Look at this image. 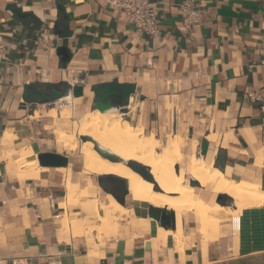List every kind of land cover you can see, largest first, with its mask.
Instances as JSON below:
<instances>
[{
	"label": "crops",
	"instance_id": "0c3cea01",
	"mask_svg": "<svg viewBox=\"0 0 264 264\" xmlns=\"http://www.w3.org/2000/svg\"><path fill=\"white\" fill-rule=\"evenodd\" d=\"M153 1L160 25L157 36L138 32L118 10L99 0H0V31L9 49L8 61L0 62V264H264V237L254 234L264 231V206L242 217L245 244L235 249L234 242L220 234L222 227L217 237L208 229L204 240L195 212H183L180 227L178 220L175 228L164 227L150 216L152 206L135 205L129 191L110 190L108 180L105 184L83 169L74 171L71 161L53 167L38 160L39 174L33 177L27 176L28 166L17 168L24 146H32L36 156L63 152L56 140L52 149L42 108L29 111L26 104L41 97L43 105L66 98L45 99L52 93L28 100V86L35 84L33 90L47 94L48 84L82 85L83 95L72 96V104L88 110L94 109V86L117 82L134 86L127 112L137 102V116L148 129L177 135L188 146L196 139L197 150L206 141V155L208 136L219 134L212 165L234 179L260 180L262 187L253 163L256 150L264 149V110L247 92L264 86V56L259 51L264 0H195L203 18L190 31L181 22L186 0ZM43 32L53 39V49L36 44ZM59 48L66 50L68 60L58 54ZM6 131L13 133L12 142L4 143ZM229 133L234 138L225 144ZM70 184L86 189L82 200L97 199L99 205H109L107 196L115 193L134 216L121 222L118 237L104 245L97 238L87 242L85 236L62 232L65 213L85 216L81 206H61ZM160 227L182 234L184 245L173 236L164 245L153 239Z\"/></svg>",
	"mask_w": 264,
	"mask_h": 264
},
{
	"label": "bare ground",
	"instance_id": "6f19581e",
	"mask_svg": "<svg viewBox=\"0 0 264 264\" xmlns=\"http://www.w3.org/2000/svg\"><path fill=\"white\" fill-rule=\"evenodd\" d=\"M64 98L69 104L73 103L72 95ZM35 116H38V112L35 113ZM44 116L54 118V109L47 110ZM70 117V109L65 106L60 112V119L65 121V125L56 123L57 125L54 124L55 126H47L46 128L50 130V134L56 140L59 150L76 153L81 148L83 174H96L103 177L115 175L126 179L128 190L133 196L135 205L167 208L170 211H174L176 225L178 220V227L181 225L179 212L190 211L197 213L201 217L204 240L207 239L208 229H210L212 237L219 235L220 228L227 222L228 214H230L231 218L229 235L234 234L237 237L241 231L242 216L236 213L239 212L245 215L250 209L264 205V189L261 187L260 181L255 183L253 178L249 176L246 177L250 181L234 179L220 168L212 165V159L216 153V145L220 144L219 134L208 136L211 145L207 155L197 156L193 146L191 156L184 162L183 152L187 148L186 140L171 134L167 137V142L163 143L162 139L156 134H146L144 125L135 126L126 120L124 114L118 110L102 112L96 109L89 111L83 117L81 116L78 120L68 125ZM67 129H70V131ZM74 130H77V135ZM82 136L89 137V140L82 141ZM13 138V133L6 131L3 139L4 143L12 142ZM232 138H234L232 133L227 134L224 143L227 144L228 140ZM96 147L117 155L122 161H111L104 157L102 152ZM129 160H135L147 166L156 184L145 179L140 173L129 167L125 163ZM15 163L17 166L19 165L18 169L20 166H28L30 168L27 176H38L40 170L38 167V156H36L33 148L28 149L24 146ZM178 164H181L179 170L176 169ZM253 165L254 168H261L264 171V149L256 150ZM59 170L64 171L61 168ZM186 173L190 175V181L185 179ZM192 179L198 181L206 190L202 191L200 188L193 186L190 183ZM79 187L77 184L68 186L66 201L61 204L62 207L68 209L72 206H81L80 197H86L87 191L84 189L80 195L76 194V189ZM209 193L231 196L234 199L233 207L218 202H210L205 195ZM107 198L110 201L109 205H99L97 199H86L93 207L86 208L84 206L89 218H96L101 222L100 227H98L100 235L104 234L105 231L107 233L108 229L112 228L110 231L115 230L114 228H117L120 221L131 219L134 216V211L126 208L114 195L109 194ZM62 218L63 229H60L62 232L73 231L78 234L77 236L86 232L82 228L77 229L83 225L80 218H72L66 213ZM151 222L156 223V220L152 219ZM94 228L92 226L88 227V233H91ZM220 234L223 236L227 235L223 227ZM242 235L239 239H235V248L240 243L245 242ZM169 236L175 237L178 243L183 244L184 236L182 234L164 227L158 229L153 239H158L163 244L167 242ZM180 251L183 253L182 248Z\"/></svg>",
	"mask_w": 264,
	"mask_h": 264
},
{
	"label": "rangeland",
	"instance_id": "374dc122",
	"mask_svg": "<svg viewBox=\"0 0 264 264\" xmlns=\"http://www.w3.org/2000/svg\"><path fill=\"white\" fill-rule=\"evenodd\" d=\"M45 89H47V88H45ZM47 92V91H46ZM42 99H44V97H41V98H39V100L36 102V103H28V104H26L27 106L26 107H28V110L29 111H32L33 109H37V108H42V112H40V113H42V114H45V112H46V109H48L49 110V108L50 109H54V111H55V116H54V118H46V121H45V125H47V126H55V125H57V124H62V125H65V121L64 120H62V119H60V112L62 111V109H64V107L65 106H68L69 107V109H70V112H71V117H70V119H69V122H68V125L69 124H72L73 123V121H76V120H78L81 116L83 117L84 115H85V113H87L88 111H92V110H94V109H84V110H82V109H78V107L76 106L75 107V105L74 104H69V102H67V101H63V102H60V101H57V100H52V101H50V102H46L45 103V105H43V104H41V102H39V101H42ZM137 102H132L131 103V113H129V112H127V115H128V118L126 119V120H128V121H130L133 125H144V127H145V131H146V134H150V133H155L157 136H159V138H161L162 139V141H163V143H165V142H167V137L165 136V135H163V134H158L156 131H152V130H150V129H148L147 127H146V124H145V122L143 121V117L142 118H138V116H137V111H138V106H137V104H136ZM36 112H38V111H36ZM35 112V113H36ZM143 115V114H142ZM38 116H39V112H38ZM59 119V120H58ZM62 120V121H61ZM57 123V124H56ZM55 124V125H54ZM46 126V127H47ZM67 130H69L70 131V129H67ZM50 131V130H49ZM74 133L77 135L78 133H77V130H74ZM172 135H174V134H172ZM48 136L52 139V142H53V146H52V149L53 150H56V147H55V139H54V137L51 135V134H48ZM83 137H87V136H82L81 137V140L82 141H87V140H89V139H87V140H83L82 138ZM190 142V145L188 146L187 145V148H186V150H184V152H183V159H184V162H186L188 159H189V157L191 156V154H192V148H193V146H194V144H196V147L194 148V150H195V152H196V155L197 156H200L201 157V155H202V153H201V145H200V147L198 148V150H197V140L196 139H192L191 141H189ZM192 146V147H191ZM28 149H32L33 147L32 146H30V145H27L26 146ZM19 153V152H18ZM64 156H68V160L69 161H71L72 162V167L74 168V171H81L82 169H83V165H82V153H81V148H79L78 150H77V152L76 153H68V151L67 150H64L63 152H61ZM203 157V156H202ZM213 164V163H212ZM181 165V164H180ZM179 164H178V166L181 168V166H180ZM19 166V165H18ZM17 166V167H18ZM21 167L22 166H20V168H19V170L21 169ZM264 173V171H263V169H261V168H257L256 170H255V176H256V178L257 179H262V174ZM80 175V174H79ZM91 175H93V177H101V179H102V181H103V183H105V178L104 177H102V176H99V175H96V174H91ZM185 179L186 180H188V181H190V175L188 174V173H186L185 174ZM243 179V178H242ZM78 180H79V178H78ZM258 181V180H257ZM256 180H255V183L257 182ZM260 181V180H259ZM106 184V183H105ZM155 184V183H154ZM195 187H198V188H200L202 191H205L206 189L204 188V187H202L201 186V184L198 182V181H196V183H195V185H194ZM157 189H159L158 187H156ZM67 190H68V186H67ZM82 191L83 190H81L80 189V187L78 188V189H76V194H81L82 193ZM208 198H209V200H210V202H212V203H214V202H218V200H217V198H218V195L219 194H213V193H209V194H205ZM222 196H225V197H222V199H221V201H223L224 203H225V205H227V206H232L233 207V204H234V199L231 197V196H229V195H222ZM85 197V196H84ZM82 198L83 197H80V200H81V208H82V210L85 212L84 213V218H81V220H82V222H83V225L82 226H80V227H78L77 229L79 230V229H84L86 232L84 233V234H86V235H79V236H85V238L87 239V242H88V240L89 241H93V240H95V238H97L99 241H100V245H104L111 237H118L117 235H118V233H119V229H120V227H121V222H128V221H130L131 219L130 218H128L127 220H122V221H120L119 222V224H118V226H117V228H114L115 230H113V231H110L111 229H108L107 231V233H106V231H105V233L104 234H102V235H100L99 234V231H100V229H98V227H100V225H101V222H99L96 218H89L88 216H87V212H86V210H85V208H84V206L83 205H85L86 203H88L87 202V200L85 199V200H82ZM44 202H46V204H48V201H44ZM218 203H220V202H218ZM224 205V204H223ZM264 206V205H263ZM91 207H93V206H91ZM90 207V208H91ZM164 210H168L167 208H163ZM101 212L103 213V211L101 210ZM177 212V211H176ZM179 214H180V216L183 214V212H179ZM237 215H241L242 217H244V214H242V213H239V212H237L236 213ZM227 218H228V220H227V222L226 223H224L223 224V230L224 231H226V233H227V236H225L226 238L225 239H227L228 241H231V242H234L235 241V239H239L240 237H241V233H239L238 234V236L236 237V236H234V237H232L231 235H229L230 234V220H231V218H230V214H228V216H227ZM245 218V217H244ZM246 219V218H245ZM247 224H248V220L246 221V226H247ZM90 226H92V227H95L94 228V230L91 232V233H88V227H90ZM247 228V227H246ZM72 233L75 235V236H77L78 234L77 233H75V232H73L72 231ZM96 234V235H95ZM254 234H256L255 235V237L257 236L258 238H260L261 236L262 237H264V231H255L254 232ZM108 235V236H107ZM89 244V243H88ZM241 245H243L244 243H240ZM238 247V246H237ZM236 247V248H237ZM235 248V247H234ZM235 248V249H236ZM246 249H249V248H246Z\"/></svg>",
	"mask_w": 264,
	"mask_h": 264
},
{
	"label": "water",
	"instance_id": "95a60500",
	"mask_svg": "<svg viewBox=\"0 0 264 264\" xmlns=\"http://www.w3.org/2000/svg\"><path fill=\"white\" fill-rule=\"evenodd\" d=\"M58 54L61 56L63 55V60H68L69 55H67L66 50L64 48L58 49ZM67 55V57H66ZM121 88V91H120ZM124 90V91H123ZM94 92V109H99L102 112H107L110 110H118L124 114V118H128V115L122 112L121 110L114 107V104L118 103V96L119 94H123L130 98L131 96L135 95L134 86L132 85H120L117 82H112L107 85L102 86H94L92 88ZM62 95H59L56 90L53 91L52 95H48L45 97L47 100H52L53 98H63L69 95L73 97H80L83 95V86H70L67 89L61 91ZM83 140L89 139V137H83ZM99 149V147H96ZM208 148V143L204 141L202 143L201 153L203 156L206 155ZM102 152V155L111 161L120 162L122 161L117 155L99 149ZM38 160L41 166H53V167H64L67 166L69 163L68 157L64 156L60 153L54 152H43L38 155ZM129 167H131L136 172L140 173L145 179L153 182L156 184L150 169L147 166L135 161L129 160L125 162ZM176 169L179 170L180 167L177 165ZM106 180H108L112 184V188H115L116 191H119L121 194H126L128 190V182L126 179L115 176V175H106L104 176ZM193 186L195 185L196 181L191 180L190 182ZM262 187L264 189V176L262 177ZM115 196V193H113ZM222 199V195L218 196L217 200L220 202ZM149 214L152 218L158 220L164 227L168 228H175L176 227V215L174 211L164 210L163 208L152 207L149 210Z\"/></svg>",
	"mask_w": 264,
	"mask_h": 264
},
{
	"label": "built area",
	"instance_id": "2783aa9c",
	"mask_svg": "<svg viewBox=\"0 0 264 264\" xmlns=\"http://www.w3.org/2000/svg\"><path fill=\"white\" fill-rule=\"evenodd\" d=\"M99 2L106 7L118 10L138 32L151 36L160 34L158 14L153 0H99ZM202 18L203 11L196 4L195 0H186L183 3L181 6V22L186 30H192L195 25L201 22ZM36 44L42 46L44 49L54 48L53 39L46 32L38 36ZM259 51L264 56V37ZM8 58L9 49L3 42L0 31V62H6ZM247 97L254 103H260L261 108L264 110V86L258 90L248 91ZM49 203L54 204V198L51 195L49 196ZM231 236L234 237L235 235L231 234Z\"/></svg>",
	"mask_w": 264,
	"mask_h": 264
},
{
	"label": "flooded vegetation",
	"instance_id": "af4514ba",
	"mask_svg": "<svg viewBox=\"0 0 264 264\" xmlns=\"http://www.w3.org/2000/svg\"><path fill=\"white\" fill-rule=\"evenodd\" d=\"M55 89H57L58 91H63L65 89H67V88L66 87H59V88H55ZM53 90L54 89L51 90V93H53ZM120 91H121V88H120ZM123 91H122V94H119V96H118V103L117 104H114V107L117 108V109H119V110H121L122 112L127 113V105H128V102H129V98L123 94ZM42 95L43 96H46L48 94H44V93H42L41 91L38 90L36 96L37 97H40ZM108 184H109V189L110 190L119 193V191H116L115 188H112V184L109 181H108Z\"/></svg>",
	"mask_w": 264,
	"mask_h": 264
},
{
	"label": "trees",
	"instance_id": "16d2710c",
	"mask_svg": "<svg viewBox=\"0 0 264 264\" xmlns=\"http://www.w3.org/2000/svg\"><path fill=\"white\" fill-rule=\"evenodd\" d=\"M35 85V84H34ZM34 85H30V86H28V93H27V97H28V100H29V98L30 97H33V99L36 101V99H38V97L36 96V94H37V89L35 90V88H34V90H33V86ZM61 85H63V86H61ZM45 87L47 88L46 89V93L47 94H52L51 93V90L52 89H54L55 90V88H59V87H66V88H68L69 87V85L67 84V83H65V84H58V85H56V84H48V85H45ZM53 90V91H54ZM103 177V176H102ZM224 195H226V194H224ZM222 197H225V196H222ZM116 198H117V200L120 202V203H123V201H122V199L118 196V195H116ZM220 203L221 204H224L225 205V203L223 202V201H221L220 200Z\"/></svg>",
	"mask_w": 264,
	"mask_h": 264
}]
</instances>
